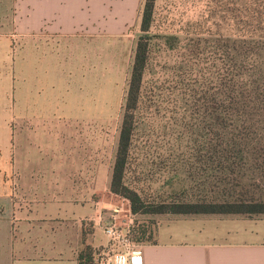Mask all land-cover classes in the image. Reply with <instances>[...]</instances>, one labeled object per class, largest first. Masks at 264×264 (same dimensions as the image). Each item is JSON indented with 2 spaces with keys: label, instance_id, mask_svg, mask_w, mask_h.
Masks as SVG:
<instances>
[{
  "label": "rangeland",
  "instance_id": "obj_1",
  "mask_svg": "<svg viewBox=\"0 0 264 264\" xmlns=\"http://www.w3.org/2000/svg\"><path fill=\"white\" fill-rule=\"evenodd\" d=\"M86 1L94 7L96 0H91L92 5ZM123 1L109 0L111 10L129 15L118 33L102 35L91 30L87 36L45 43L39 33H18L16 0H0V163L13 154L20 160L22 130L40 122L45 127L38 134L42 142L68 140L78 156L82 146L88 152L90 145L92 166L107 173L110 188L144 3L125 0L131 5L128 9ZM230 1L157 0L154 53L144 77L128 176V183L146 196L165 195L180 185L179 179L175 185L170 183L173 164L181 160L178 153L188 150L194 122L183 106V98L189 97L184 90L200 87L209 77V63L190 53L187 43L197 34H232V22L225 17L230 15L231 5H226ZM83 7L82 0H52L49 6L61 15H82ZM170 34L180 36L179 50L165 45L164 35ZM184 177L182 172L180 178ZM105 199L118 209L117 223L124 229L135 230L147 221L158 223L161 217L134 215L130 202L111 192ZM88 227L92 229L91 223ZM107 238L99 226L92 242L99 246Z\"/></svg>",
  "mask_w": 264,
  "mask_h": 264
},
{
  "label": "crops",
  "instance_id": "obj_2",
  "mask_svg": "<svg viewBox=\"0 0 264 264\" xmlns=\"http://www.w3.org/2000/svg\"><path fill=\"white\" fill-rule=\"evenodd\" d=\"M51 1L16 0V31L41 34L45 43L69 41L91 30L118 33L129 18L111 10L109 0H96L94 7L93 0L92 6L82 0V15L51 11ZM39 123L22 130L20 160L13 154L0 163V264H79L85 234L95 249L109 245L108 238L99 246L92 242L96 228L114 213L105 199L109 177L93 168L90 145L78 156L68 140L42 142L38 134L45 127ZM159 218L155 240L141 245L135 264H264V216Z\"/></svg>",
  "mask_w": 264,
  "mask_h": 264
},
{
  "label": "trees",
  "instance_id": "obj_3",
  "mask_svg": "<svg viewBox=\"0 0 264 264\" xmlns=\"http://www.w3.org/2000/svg\"><path fill=\"white\" fill-rule=\"evenodd\" d=\"M157 0H144L110 192L127 199L134 215L264 216V0H232L226 19L233 33L197 34L187 48L209 63L200 87L188 86L183 106L193 119L191 143L173 164L170 193L146 196L128 183L138 128L144 77L154 53ZM180 49L179 35H164ZM203 46V47H201ZM182 172L186 177L180 178ZM176 179L178 181L174 182ZM174 182V183H173ZM159 224L143 222L136 239L154 241ZM95 249L84 235L79 264H94Z\"/></svg>",
  "mask_w": 264,
  "mask_h": 264
},
{
  "label": "built area",
  "instance_id": "obj_4",
  "mask_svg": "<svg viewBox=\"0 0 264 264\" xmlns=\"http://www.w3.org/2000/svg\"><path fill=\"white\" fill-rule=\"evenodd\" d=\"M108 210L118 213V210L113 208ZM114 213L108 223L103 224L102 222V227L109 239V245L95 253L94 264H135L144 242L136 239L134 230L130 226L125 229L120 227Z\"/></svg>",
  "mask_w": 264,
  "mask_h": 264
}]
</instances>
